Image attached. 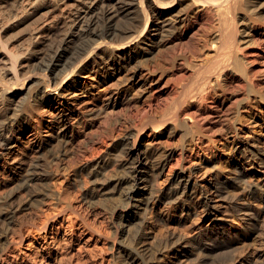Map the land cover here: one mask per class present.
Masks as SVG:
<instances>
[{
    "label": "bare ground",
    "instance_id": "bare-ground-1",
    "mask_svg": "<svg viewBox=\"0 0 264 264\" xmlns=\"http://www.w3.org/2000/svg\"><path fill=\"white\" fill-rule=\"evenodd\" d=\"M201 12L200 37L183 42L182 30ZM261 25L264 0H0V264L45 263L18 251L24 231L30 232L18 218L24 207L47 200L62 228L64 221L69 229L75 219L89 225L103 214L113 237L109 258L90 264H157L163 257L264 264L261 253L234 254L258 236L264 243V172L254 169L264 168V77L253 83L241 49L262 42L260 33L252 35ZM197 51L218 58L185 81L183 70L194 69L186 53ZM152 83L164 84L168 105L140 117L142 106L157 107L158 97H146ZM114 94L125 108L133 102L135 112L104 118L102 139L87 149L76 136L82 118L100 115ZM231 98L216 122L217 136L192 120L202 103L217 99L220 106ZM244 103L250 112L242 111ZM242 122L257 137L229 150ZM147 131L176 138L180 154L197 136L222 145L200 159L202 167L176 164L160 182L172 149L144 142ZM203 168L208 175L200 183L196 174ZM51 174L74 187L75 203L43 187ZM157 202L181 216L199 207L205 217L185 232L147 242L148 218L163 221L153 209ZM49 225L45 218L37 230ZM82 240L63 238L65 264H88L81 252L94 245Z\"/></svg>",
    "mask_w": 264,
    "mask_h": 264
},
{
    "label": "rangeland",
    "instance_id": "rangeland-1",
    "mask_svg": "<svg viewBox=\"0 0 264 264\" xmlns=\"http://www.w3.org/2000/svg\"><path fill=\"white\" fill-rule=\"evenodd\" d=\"M202 13L203 12L198 14L194 13L191 17L190 25L182 30V35H185L183 42L188 41L191 37L192 38L200 37V34H195V33L196 30L199 28L200 23L204 22L205 14ZM262 26L264 25H261V27H254L252 33L254 39H257L259 36L258 33H260L262 36L261 39L262 42L258 45H249V46L241 47L244 55L246 56L248 61H250L251 64L250 66L253 69L254 74L252 80L255 85L259 83L258 80L262 76L264 77V28ZM258 41L260 40L258 39ZM186 55L187 58L190 60L191 65L194 66V69L190 70L186 68L183 70V72L185 73V81L191 80L192 77L196 78L197 75L202 71H204L211 62H213L215 59L218 58L217 54H215L213 51H209L208 53L205 52V55H203L202 57L199 56V51H197L196 55L192 52H188L186 53ZM164 88L165 86L163 83L158 85L156 83L155 84L152 83V85H148V92L146 95H149L150 97L149 96L146 97L151 98L152 96L151 99L158 97L157 100L159 101L157 102V107L154 106L152 108L148 106H142V107L140 106L141 107L139 112L140 117L142 116V114H144V112L158 115L162 109L164 110L167 107L168 103H166V101L168 102V100L165 99L167 94L163 93ZM121 99H123V97L114 94L111 100L107 103L105 110L101 112L100 115H98L92 120L82 118L83 122L81 119L82 127L77 129L76 136H77V140H79L80 143L85 145L87 149L90 147V145L94 143V141L98 142L102 139L100 138L102 136L100 132H102L104 126L102 124L106 123L107 121H110L113 117L115 119L118 116V114L119 116H121L120 118L124 119L125 116L129 114H133L135 112V106L133 105V102L130 101L129 103H127L128 107L125 108V106L121 104L122 101ZM216 100L217 99H215L214 101L210 100L202 103L200 110L198 109L197 111L198 115L196 117H193L192 120H197L201 125L203 124L202 126L206 128V130L208 129L209 134L216 133L217 136L219 130H217L218 126L216 125V122L218 121L219 117H222L225 114H227L226 110L230 108L231 106L230 104L231 102H233L234 98H231L227 101H223L220 106H218L219 103L215 102ZM118 111L119 113L116 114ZM242 111H245V113H247L250 112L251 110L245 104V107L242 109ZM120 114H122L124 117ZM106 117L109 118L112 117V118L109 119ZM104 118L105 120L107 119V121L103 123V121H105ZM116 128L117 129L119 128L118 124ZM237 130L240 131L239 134L240 137H238L234 133L231 134V139L234 141V143L229 144V148H228L229 150L231 147L245 148V146L252 143L257 137L255 134L249 132V125L245 124L244 122L237 124ZM90 132H92L93 135ZM173 138L171 137L169 138V136L161 134V132L157 134H152L151 131H147L145 133L144 138L142 139L144 142L152 144L153 147L162 146L170 151L172 149V154L167 161V164L164 168V172L160 176V182H163L164 179L166 178L165 174L168 173L169 167L175 166L177 164L178 166L176 165L175 167L181 166L185 170L186 169L189 170V168L195 165L197 166L198 164L201 165L200 159L203 156L215 155L217 153L216 147L222 145L220 144L221 143L220 140H218L216 142V145L213 146L209 142L205 141L204 138H200L199 136H197L195 137L193 144L188 145L186 150L182 154H180V152L174 148L177 139L176 138L173 139ZM79 141L77 142V146H76L77 149H79L80 147ZM78 152H79L78 150L75 152L73 158L76 159L78 158V155L79 157L81 156L79 154L81 152L79 153ZM200 167H202V165ZM254 169L257 171L264 172V168L258 165H254ZM204 170L205 169L203 168L202 170H199L198 173L196 174V176H198L197 178L199 179L200 183H203V181L207 178L208 175L207 173H205ZM44 175H46V172ZM56 177H58L57 180H55ZM62 179L63 178L60 175L51 174L50 177L45 181L46 184L44 183L43 187L46 188L47 191L51 193H52L51 190H53V192L60 191L63 194L66 193L67 199L75 203L77 197L76 190L74 189L73 186L65 185ZM45 185H47V187ZM51 202L52 201L47 200L46 202L40 203L39 205L36 202H34L31 207L30 206L24 207V209L20 211L18 219L20 220L22 226L26 225L30 229V232L24 231L22 244L19 247L18 251L23 255H27V257L32 258L36 263H38L41 257H43L44 258L43 260H45L44 264H65L66 260L64 258V249L62 244L63 238L69 237L71 235L78 245L82 243L80 242V239L82 238H83L82 241H84L87 238L90 239V244H91L90 248L92 245H94L91 252H89L86 248L82 249L81 257L86 263L90 264L92 261L98 260L100 258L107 260L109 258V253H110L109 245L113 241V237L110 234L106 233L107 224L105 221L104 222L102 221L104 218L103 214H99V220H97L96 222L87 220L89 221L88 222L89 225H83L79 219H75V221L72 222L73 225H71L69 229H67L66 227L67 221H64L62 222V224L64 225V227L62 228L59 227L58 224L61 222V215L54 216L55 212L53 211L52 208L53 206L51 205ZM153 209L157 213H160L163 221L157 223V220H155L154 218H148L146 224L147 242H150L152 240L155 241L156 240L155 238L161 237L168 231L177 230L178 232H185L186 229H189L188 227L193 228L197 224V222L203 220L205 217L204 213L201 214V209L199 207H196L195 209L196 214L193 216L190 214L188 215L183 214V216H181L180 211L172 208L171 206L170 207L165 206L160 202L155 203L153 205ZM45 218H49V224L55 225V227L53 226L50 227L49 225L48 226L49 229H46L45 231L37 230V227L41 225V223L44 221ZM259 239L260 241H258ZM261 241H262V237L258 236L256 238L255 244L252 245L253 247L252 246L248 247L246 248L247 250L242 249L243 253L242 251H240L241 249H239V252L241 253L234 252V254L236 256L241 257L244 256V254L247 253L248 251L250 254H253L255 252L253 255L257 254L258 252L259 254L261 253L260 259L262 258L264 259L263 256L264 243L262 245L263 247L260 246ZM47 243H49L48 246L46 245ZM258 246H260L261 248ZM47 255L52 256V258H49ZM93 255H95V257ZM210 261L212 260H209L207 264H211ZM214 262L215 264L221 263L220 261L219 263L217 260L216 261L213 260L212 264H214ZM157 264H191V263L185 257H181L179 262L175 258L163 257ZM221 264H227V262Z\"/></svg>",
    "mask_w": 264,
    "mask_h": 264
}]
</instances>
